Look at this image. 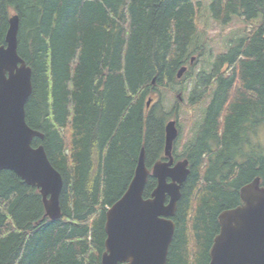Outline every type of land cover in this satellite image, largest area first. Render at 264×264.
I'll list each match as a JSON object with an SVG mask.
<instances>
[{
	"label": "trees",
	"instance_id": "16d2710c",
	"mask_svg": "<svg viewBox=\"0 0 264 264\" xmlns=\"http://www.w3.org/2000/svg\"><path fill=\"white\" fill-rule=\"evenodd\" d=\"M199 7L193 0H0V45L17 13V51L31 68L25 120L43 134L31 144L43 145L63 178L62 215L51 220L35 187L0 171V264H100L105 211L126 190L141 147L148 168L164 158L169 115L146 101L161 88L174 92L183 65L193 78L187 106L208 103L180 158L189 173L166 264L208 263L219 213L241 203L240 188L253 178L264 186V149L249 137L264 122V0H208L214 21L244 24L217 54L197 46ZM204 55L209 65L193 74ZM155 185L149 175L145 198Z\"/></svg>",
	"mask_w": 264,
	"mask_h": 264
},
{
	"label": "water",
	"instance_id": "95a60500",
	"mask_svg": "<svg viewBox=\"0 0 264 264\" xmlns=\"http://www.w3.org/2000/svg\"><path fill=\"white\" fill-rule=\"evenodd\" d=\"M19 16L8 19L5 43L0 45V171L10 170L38 189L51 219L61 217V174L52 166L42 144L43 134L25 120V104L32 92L31 68L17 51ZM194 60L191 57L190 62ZM186 66L178 69L180 78ZM178 98L181 99L180 94ZM151 99L146 103L148 106ZM175 119L164 125L163 160L151 169L141 147L133 176L124 193L105 211V250L100 264H166L175 224L172 216L188 173L186 158L174 162ZM156 179L150 196H143L148 176ZM241 204L218 215L219 231L208 251L207 264H264V186L258 177L240 188Z\"/></svg>",
	"mask_w": 264,
	"mask_h": 264
},
{
	"label": "rangeland",
	"instance_id": "374dc122",
	"mask_svg": "<svg viewBox=\"0 0 264 264\" xmlns=\"http://www.w3.org/2000/svg\"><path fill=\"white\" fill-rule=\"evenodd\" d=\"M195 3L199 2L200 7L196 16V25L198 29V42L197 46L204 44L206 46V50H211L213 54H217L225 50V46L228 43V38L230 36H234L233 33L241 34L243 30V22L238 18H233V20L226 26H222L218 22L214 21L207 9L208 0H193ZM204 52V53H205ZM197 56V53L194 54ZM208 55H204L203 58L199 57V61H197L193 66V74H196L203 68H207L209 63L205 60ZM193 84L192 77H184V74L180 77L176 83L172 85V91L168 89L161 88V96H159V91H155L152 95L153 102L152 104L157 103L159 105L158 110L163 114L168 113L169 117L176 118L178 127H179V135L174 143V154L177 156L175 159H180L183 155L184 147L186 146L188 140L193 135L194 128L200 123L201 118L203 116V111L205 106L208 103V98H206L202 103L194 105L193 107L187 106V98L189 95V91L191 90ZM180 93V98L177 97V94ZM180 99L179 105H177L176 113L175 109L173 110V106H176V101ZM174 115V117H172ZM249 137L254 143L255 146H261L264 149V122L260 124L255 131L249 134Z\"/></svg>",
	"mask_w": 264,
	"mask_h": 264
},
{
	"label": "bare ground",
	"instance_id": "6f19581e",
	"mask_svg": "<svg viewBox=\"0 0 264 264\" xmlns=\"http://www.w3.org/2000/svg\"><path fill=\"white\" fill-rule=\"evenodd\" d=\"M19 29V28H18ZM149 99H151L152 100V98L151 97H149L148 99H147V101L149 100ZM147 101H146V103H147ZM151 102V101H150ZM150 104V103H149ZM149 106V105H148ZM147 105H146V108L148 107ZM48 158V157H47Z\"/></svg>",
	"mask_w": 264,
	"mask_h": 264
},
{
	"label": "flooded vegetation",
	"instance_id": "af4514ba",
	"mask_svg": "<svg viewBox=\"0 0 264 264\" xmlns=\"http://www.w3.org/2000/svg\"><path fill=\"white\" fill-rule=\"evenodd\" d=\"M150 97L153 98L152 96H150ZM151 104H152V103L150 102L149 106H150ZM149 106H148V107H149ZM218 224H219V223H218ZM218 231H219V230H218ZM212 241H213V240H212ZM208 251H209V250H208Z\"/></svg>",
	"mask_w": 264,
	"mask_h": 264
}]
</instances>
